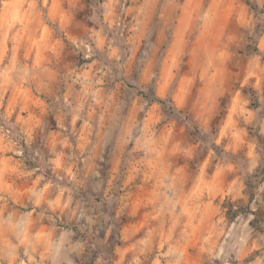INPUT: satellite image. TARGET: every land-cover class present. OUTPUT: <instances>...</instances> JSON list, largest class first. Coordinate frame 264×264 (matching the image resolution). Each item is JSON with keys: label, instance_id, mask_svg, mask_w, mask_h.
Masks as SVG:
<instances>
[{"label": "rangeland", "instance_id": "rangeland-1", "mask_svg": "<svg viewBox=\"0 0 264 264\" xmlns=\"http://www.w3.org/2000/svg\"><path fill=\"white\" fill-rule=\"evenodd\" d=\"M252 1L0 0V264H264Z\"/></svg>", "mask_w": 264, "mask_h": 264}, {"label": "trees", "instance_id": "trees-1", "mask_svg": "<svg viewBox=\"0 0 264 264\" xmlns=\"http://www.w3.org/2000/svg\"><path fill=\"white\" fill-rule=\"evenodd\" d=\"M244 1L250 7V9H252V10L258 9V6L252 0H244ZM249 47H250L251 50L260 53V50L257 47H253V46H249ZM158 101H160L162 103H165L164 100H161V99H159ZM0 119H2L1 116H0ZM253 197H254V194L251 193L250 194V200H252ZM224 207H226V206L224 205ZM240 212H241V208L234 209L233 207L228 208V211H227L228 216L230 217V219L236 218L239 215ZM252 224H253V222H252Z\"/></svg>", "mask_w": 264, "mask_h": 264}]
</instances>
